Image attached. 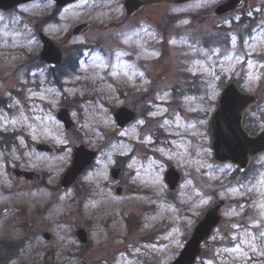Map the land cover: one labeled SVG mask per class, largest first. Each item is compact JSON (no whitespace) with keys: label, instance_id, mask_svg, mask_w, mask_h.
Masks as SVG:
<instances>
[{"label":"rangeland","instance_id":"1","mask_svg":"<svg viewBox=\"0 0 264 264\" xmlns=\"http://www.w3.org/2000/svg\"><path fill=\"white\" fill-rule=\"evenodd\" d=\"M142 1L133 15L124 0H78L60 10L38 0L0 11V209H14L0 218V264H77L86 255L90 264H168L219 199L226 200L225 222L197 264H246L243 247L264 239V153L243 174L215 161L207 130L228 81L264 94V29L246 42L239 15H212L220 0ZM85 22L92 24L87 33H71ZM254 26L244 25L247 32ZM40 31L62 49L60 67L39 58ZM73 63L79 69L68 73ZM122 106L137 119L118 130L113 114ZM64 107L71 129L57 119ZM37 143L56 155L39 153ZM80 144L99 157L79 189L64 190L60 179ZM169 164L181 173L174 191L164 181ZM117 165L127 172L122 196L110 173ZM14 167L43 181L13 179ZM81 219L88 220L89 247L74 239Z\"/></svg>","mask_w":264,"mask_h":264},{"label":"water","instance_id":"2","mask_svg":"<svg viewBox=\"0 0 264 264\" xmlns=\"http://www.w3.org/2000/svg\"><path fill=\"white\" fill-rule=\"evenodd\" d=\"M31 0H0V8L8 9L17 6L20 3H26ZM58 6H64L75 0H55ZM125 8L129 14H133L135 10H138L143 6L142 0H125ZM190 0H174L176 3H184ZM247 0L243 3L246 6ZM241 0H230L225 4H221L214 10L215 16H221L224 13L232 12L233 10L242 7ZM90 24H82L74 28V34H83L88 31ZM40 37L44 42V49L41 52L40 58L45 60L51 67L59 65L62 61V52L59 47H55V43L46 37L43 33H40ZM255 98L249 94H243L238 90L236 85L229 84L223 91V94L219 100V108L215 112V116L211 121L214 156L216 160L226 162L228 160L239 164L242 170L247 168L250 160V155L259 154L264 151V132L257 138H252L246 135L241 121L243 117V111L247 106L254 102ZM135 113L128 108L120 107L114 114V118L117 122V128H122L134 121L136 118ZM58 119L65 123L67 129L74 126L73 121L70 119V114L67 109L60 110ZM37 149L40 151H47L54 154L55 151L48 145L39 144ZM74 159L72 166L67 170L65 176L61 181L63 187H68L73 183L78 175L96 158L97 153L91 150H87L83 145L74 149ZM116 179H121L122 172L119 170L112 171ZM12 177H25L28 182H39L41 176L31 171H21L14 169L11 172ZM180 175L177 170L172 166L168 169L166 174V181L170 184L171 188H175L179 182ZM223 201H219L212 205L207 211V214L199 222L198 227L193 232V236L188 241V245L180 253L178 259L171 264H193L196 258L199 256L201 249V243L205 239L209 238L211 230L220 224L221 215L220 208L223 205ZM10 210L0 212V215H5ZM85 232L79 231L78 236L80 239L86 240L84 237ZM50 237V236H49Z\"/></svg>","mask_w":264,"mask_h":264},{"label":"flooded vegetation","instance_id":"3","mask_svg":"<svg viewBox=\"0 0 264 264\" xmlns=\"http://www.w3.org/2000/svg\"><path fill=\"white\" fill-rule=\"evenodd\" d=\"M226 0H220V2H224ZM262 0H252L250 2V9L242 10L235 12L234 14L239 15L241 17L240 21H243L244 18L247 20L253 19L256 17L258 7L261 6ZM263 5V4H262ZM253 7V8H252ZM255 97L257 101L255 104L250 105L247 110L244 112L243 124L247 134L251 136H258L264 130V126H262V120H264V94L258 95L256 93ZM264 123V121H263ZM126 172V170H125ZM127 175V174H126ZM124 178L121 181V184H118L121 188L123 187L122 193L125 189ZM23 181V179H20ZM80 186V185H79ZM117 187V186H116ZM87 224V222H86ZM243 252L245 253L244 260L246 264H264V239L258 240L257 243H253V245H248L243 247ZM86 264H90L87 257L83 259ZM50 261L44 260V263H49ZM51 264H54L53 262Z\"/></svg>","mask_w":264,"mask_h":264},{"label":"snow or ice","instance_id":"4","mask_svg":"<svg viewBox=\"0 0 264 264\" xmlns=\"http://www.w3.org/2000/svg\"><path fill=\"white\" fill-rule=\"evenodd\" d=\"M185 23H186V21H185ZM175 41H173V43H174ZM152 115H155V113H152ZM141 123H143V121H141ZM157 179H159V177H157ZM233 191H235V190H233ZM262 207H264V205H262Z\"/></svg>","mask_w":264,"mask_h":264}]
</instances>
